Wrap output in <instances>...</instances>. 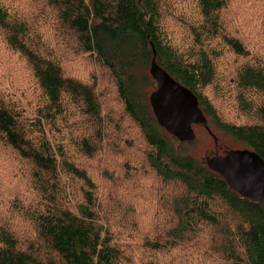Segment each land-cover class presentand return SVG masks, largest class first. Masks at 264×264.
Instances as JSON below:
<instances>
[{
  "label": "trees",
  "instance_id": "16d2710c",
  "mask_svg": "<svg viewBox=\"0 0 264 264\" xmlns=\"http://www.w3.org/2000/svg\"><path fill=\"white\" fill-rule=\"evenodd\" d=\"M173 1L33 0L25 11L22 0H0V55L18 59L10 85L0 84V151L11 157L0 188V264L132 262V240L120 234L141 230L120 214L122 202H103L89 166L114 135L139 137L142 155L127 156L164 188L136 264H202L201 243L227 264H264V205L178 147L193 141L162 128L148 97L155 58L198 97L212 132L238 144L224 152L264 158V57L229 22L227 0H184L185 18ZM82 53L114 79L124 118L113 124L96 84L66 69L67 58ZM127 168L113 181L116 191L140 173Z\"/></svg>",
  "mask_w": 264,
  "mask_h": 264
},
{
  "label": "rangeland",
  "instance_id": "374dc122",
  "mask_svg": "<svg viewBox=\"0 0 264 264\" xmlns=\"http://www.w3.org/2000/svg\"><path fill=\"white\" fill-rule=\"evenodd\" d=\"M22 1L24 5L22 9L25 11L29 10V8L34 5L33 0ZM177 1H173L175 6L177 5L174 9V13L178 17L180 16L181 18H185V15L187 16L186 12L190 3H182L181 5H178L184 0ZM227 1L228 7L224 14H226L229 18V22L232 23V26H236L234 27L236 32L240 33L242 40L250 48L251 53L255 56L260 55L264 57L263 0ZM36 8L40 9L42 6L36 5ZM18 12L23 13L22 10H18ZM237 27L240 30H238ZM182 29L183 25L178 23L176 25V31H182ZM67 62L68 64H66V69L68 71L72 72L75 76L84 81L90 80L89 82L96 84L97 91L103 105V110L105 111L106 116H108V118L112 121V124L119 119L124 118L123 113L121 112L122 104L117 97L114 79L107 72H104L105 70L100 68L93 58L82 53L75 59L72 55L69 56L67 58ZM17 63L18 59L16 57L5 58L3 55H0V84H2V86L5 87L10 85L9 81L10 78H13L12 73ZM236 65H238V63L234 64V66ZM22 89L24 91L26 86H23ZM153 89H156V84L154 85V88L151 89L149 96L154 91ZM223 110L230 113V116L235 114V110L229 107V105H225ZM123 124H127V122L124 120ZM194 129L196 132V139L191 144L178 145V147L182 146L183 149L190 153L193 157L201 162H204L206 157L214 156L217 147L215 145L214 138L203 126L194 125ZM68 131L69 129H66V132ZM63 132L65 134V131ZM213 132L214 134H217L215 129H213ZM113 139L126 153H121L120 149L113 148ZM138 139L139 137L121 138L116 135L113 137L106 136L104 142L101 144L103 149L102 152L99 153L97 158L92 162V165H89L98 175L101 190L104 195L108 197L103 202L106 203L108 199H114L122 202L123 206L120 214L127 216L129 218V223L138 225L141 230L135 232L130 229H125V232L123 233L121 231L120 234L121 237L132 240L130 247L133 251H127L128 256L132 258V262L130 264H136L138 257L142 254V252L139 251L137 244L139 245L144 232L149 228V226L157 221V213L160 214L161 212V196L164 190L161 185H157L156 182H151V180L148 179L147 175L153 176L150 169L142 170L138 164L133 165L129 160L128 156L132 157L135 155H142L141 145L139 144ZM226 145L238 146L232 138L221 136L219 139L220 155H224L223 149ZM7 160H11L10 153H5L3 150L0 151V188L6 185L7 178L3 173L9 172L2 171V169L6 168ZM124 166L128 167V170L134 167L137 169V172L140 173H138L139 175L137 178H129L120 187H118L116 191L113 181L124 175ZM10 175L11 172L9 176ZM105 176H109L111 180H106ZM139 189H141L140 192L138 191ZM125 204L129 206L130 209L133 208L136 210V212L132 213L129 211L130 209L125 212L123 210ZM108 208L111 211H116L113 207ZM0 212L4 211L0 210ZM162 217L164 216L162 215ZM199 250L203 253L204 261L202 264H227L224 260H221L217 255L213 254L206 243H201Z\"/></svg>",
  "mask_w": 264,
  "mask_h": 264
},
{
  "label": "water",
  "instance_id": "95a60500",
  "mask_svg": "<svg viewBox=\"0 0 264 264\" xmlns=\"http://www.w3.org/2000/svg\"><path fill=\"white\" fill-rule=\"evenodd\" d=\"M149 71L156 82L149 101L159 125L182 143L194 141V125H201L210 132L218 146L219 138L212 132L198 97L174 79L155 58ZM205 163L235 192L264 205V158L258 153L250 149H228L224 155L216 153L206 157Z\"/></svg>",
  "mask_w": 264,
  "mask_h": 264
},
{
  "label": "flooded vegetation",
  "instance_id": "af4514ba",
  "mask_svg": "<svg viewBox=\"0 0 264 264\" xmlns=\"http://www.w3.org/2000/svg\"><path fill=\"white\" fill-rule=\"evenodd\" d=\"M206 131H207V130H206ZM207 132H209V131H207ZM209 133H210V132H209ZM215 145H216V144H215ZM216 147H217V149H216V151H215V154H216V153H219V154H220L219 145H218V146H216ZM223 151H224V149H223ZM215 154H214V155H215ZM204 162H205V161H204Z\"/></svg>",
  "mask_w": 264,
  "mask_h": 264
}]
</instances>
